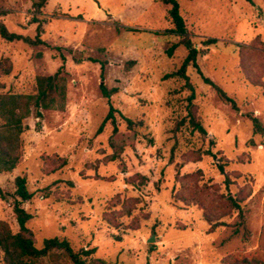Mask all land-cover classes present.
<instances>
[{"label": "rangeland", "instance_id": "1", "mask_svg": "<svg viewBox=\"0 0 264 264\" xmlns=\"http://www.w3.org/2000/svg\"><path fill=\"white\" fill-rule=\"evenodd\" d=\"M179 2L200 71L238 111L192 67V102L184 80L167 79L188 52L179 46L168 56L181 38L159 0H50L38 15L44 45L0 38V95H33L38 77L61 68L67 80L65 110L25 120L22 157L0 175L8 194L0 221L13 234L11 196L26 177L34 196L23 208L37 248L60 238L109 264H264V133L249 118L264 128V0ZM32 4L0 0V20L34 39ZM209 39L218 43L206 46ZM99 61L107 62L105 85L119 89L110 101ZM110 104L136 127L116 114L118 133L111 121L99 133ZM190 113L207 136L192 130ZM39 264L71 263L55 255Z\"/></svg>", "mask_w": 264, "mask_h": 264}, {"label": "trees", "instance_id": "2", "mask_svg": "<svg viewBox=\"0 0 264 264\" xmlns=\"http://www.w3.org/2000/svg\"><path fill=\"white\" fill-rule=\"evenodd\" d=\"M50 0H33L34 19L33 23H38L37 35L34 39L25 37L11 32L7 26L0 20V38L6 42H23L31 46L44 45L41 36L43 34L42 22L38 15L42 14ZM162 4L169 6V17L171 19L173 30L172 34L181 38L178 44H173L167 54L169 57L174 55V52L179 46L185 47L188 52L181 68L170 75L169 78H180L185 81L186 88L192 93L190 102L195 99V90L190 82L188 69L190 67L197 70L202 77L205 84L214 87L222 102L229 104L232 108L238 111L236 102L230 98L221 88L216 86L211 80L203 76L198 65V56L201 51L197 49L189 36L186 22L181 14V6L179 0H159ZM1 16V14H0ZM218 43L216 39H209L205 42L206 46L215 45ZM63 60H65L63 58ZM101 66V80L100 90L105 99L108 101L119 92L118 88L109 89L105 85V72L107 62L99 61ZM62 69L53 76H41L36 80L37 91L33 95H0V175L12 172L16 169L22 157L21 135L25 131L24 121L35 117L38 120L43 118V112L49 110L64 111L66 108L67 99V80L62 76ZM116 114H120L111 104L107 117L105 118L99 133L102 132L105 125L111 121L114 126V135L118 133L116 125ZM121 117L126 121L128 127L133 129L137 123L129 118ZM253 123L255 133H264V128L257 118L249 117ZM189 125L193 131L198 132L203 136H207V131L201 122L190 113ZM36 128L40 130V121ZM211 145L214 142L211 141ZM208 155H212L210 151ZM215 157V156H213ZM225 164L219 163L218 170L222 175L226 176V185L229 188L231 181L225 172ZM15 193L11 198L13 199V212L16 216L19 231L13 234L9 225L0 221V252L4 254V264H39L43 259L53 257L55 255L62 256L71 264H109L101 259H93L96 249L76 251L67 239L51 238L43 242L42 248H37L31 230L28 228V223L33 219V216L23 208V203L29 202L33 199V194L28 190V181L26 177H18L15 181ZM0 198L2 200L8 199V194L0 188ZM231 206L237 210H241L239 202L232 197L228 198ZM242 214V213H241ZM237 264H263L260 262H236Z\"/></svg>", "mask_w": 264, "mask_h": 264}, {"label": "water", "instance_id": "3", "mask_svg": "<svg viewBox=\"0 0 264 264\" xmlns=\"http://www.w3.org/2000/svg\"><path fill=\"white\" fill-rule=\"evenodd\" d=\"M154 242V238H152L150 241H149V243H153Z\"/></svg>", "mask_w": 264, "mask_h": 264}]
</instances>
